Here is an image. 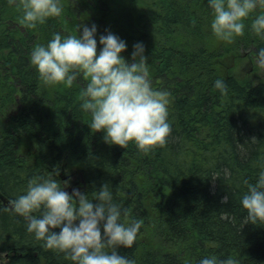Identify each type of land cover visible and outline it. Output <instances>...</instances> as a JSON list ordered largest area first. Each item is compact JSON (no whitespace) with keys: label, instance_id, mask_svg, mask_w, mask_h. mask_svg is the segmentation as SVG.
I'll list each match as a JSON object with an SVG mask.
<instances>
[{"label":"trees","instance_id":"1","mask_svg":"<svg viewBox=\"0 0 264 264\" xmlns=\"http://www.w3.org/2000/svg\"><path fill=\"white\" fill-rule=\"evenodd\" d=\"M61 2L60 16L29 28L18 19L20 0H0V264H75L43 247L11 207L38 174L68 176L67 191L89 195L109 182L127 209L124 222L144 220L135 244L118 248L136 264H197L209 255L264 264V222L246 223L240 203L244 180L255 182L264 164V80L221 68L247 52L264 70L257 63L264 39L250 27L264 9L227 42L211 30L207 0ZM92 23L98 51L108 30L127 42L122 55L129 61L133 44L144 43L152 87L168 93L172 131L164 145L145 152L134 142L106 143L79 106L86 80L48 85L30 63L32 49L53 32L78 35ZM217 78L227 82L226 93L214 87Z\"/></svg>","mask_w":264,"mask_h":264},{"label":"clouds","instance_id":"2","mask_svg":"<svg viewBox=\"0 0 264 264\" xmlns=\"http://www.w3.org/2000/svg\"><path fill=\"white\" fill-rule=\"evenodd\" d=\"M207 4L212 10L213 34L227 42L244 32V21L254 10L264 9V0H207ZM19 6V22L29 28L63 11L61 0H20ZM250 27L264 39V11L255 15ZM97 31L95 23L81 25L78 35L55 31L46 44L32 49L30 63L48 85L71 86L78 77L86 80L79 106L90 115V128L104 133L106 143L126 148L134 142L145 152L164 145L172 131L168 93L152 87L144 43L133 44L129 61L122 55L127 42L111 30L99 35L98 51ZM257 63L264 67V47L258 49ZM214 87L222 93L228 90L222 78L215 79ZM56 174L59 176V169ZM69 184V180L53 175H35L28 180L26 190L10 201L11 207L24 217L27 231L42 241L43 247L63 252L75 264H136L118 248L135 244L143 218L124 222L127 209L114 199L109 182L91 195L79 188L69 192ZM244 184L247 190L240 203L246 210V223L264 222V164L255 182L245 179ZM223 199L227 201L228 196ZM197 264L239 262L231 255L222 259L209 255Z\"/></svg>","mask_w":264,"mask_h":264},{"label":"rangeland","instance_id":"3","mask_svg":"<svg viewBox=\"0 0 264 264\" xmlns=\"http://www.w3.org/2000/svg\"><path fill=\"white\" fill-rule=\"evenodd\" d=\"M247 54V52H243V54H240L238 58L233 56L235 58L232 57V60H224L221 63L222 71H224V73H232L241 79L264 80V70L262 71L259 66L255 65V63L251 60L252 56H248ZM62 171H64L63 168ZM2 258L3 257L0 256V262Z\"/></svg>","mask_w":264,"mask_h":264},{"label":"water","instance_id":"4","mask_svg":"<svg viewBox=\"0 0 264 264\" xmlns=\"http://www.w3.org/2000/svg\"><path fill=\"white\" fill-rule=\"evenodd\" d=\"M62 176V178L64 179V180H68V176H65V175H61Z\"/></svg>","mask_w":264,"mask_h":264},{"label":"bare ground","instance_id":"5","mask_svg":"<svg viewBox=\"0 0 264 264\" xmlns=\"http://www.w3.org/2000/svg\"><path fill=\"white\" fill-rule=\"evenodd\" d=\"M68 180H69V178H68ZM71 191H72V190L70 189L69 192H71ZM4 200H5L6 202H8L6 199H4Z\"/></svg>","mask_w":264,"mask_h":264}]
</instances>
